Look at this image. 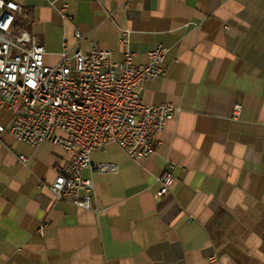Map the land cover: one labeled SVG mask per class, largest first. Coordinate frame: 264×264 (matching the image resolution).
I'll return each mask as SVG.
<instances>
[{
	"label": "crops",
	"instance_id": "crops-1",
	"mask_svg": "<svg viewBox=\"0 0 264 264\" xmlns=\"http://www.w3.org/2000/svg\"><path fill=\"white\" fill-rule=\"evenodd\" d=\"M10 1L47 65L65 43L119 63L123 30L137 66L167 47L166 76L141 98L181 112L156 133L150 157L130 159L114 144L91 155L116 170L83 173L94 185L90 211L53 200L61 148L0 134V264H264V0ZM11 119L0 106V125ZM169 163L174 183L158 198Z\"/></svg>",
	"mask_w": 264,
	"mask_h": 264
},
{
	"label": "built area",
	"instance_id": "built-area-1",
	"mask_svg": "<svg viewBox=\"0 0 264 264\" xmlns=\"http://www.w3.org/2000/svg\"><path fill=\"white\" fill-rule=\"evenodd\" d=\"M26 18L21 6L0 0V106L12 113L10 123L0 125V134L33 148L45 142L61 148L64 158L49 188L53 200L90 211L94 185L83 173L116 170L110 163L93 165L91 155L114 144L130 159L150 157L155 154L156 133L181 112L171 103L149 105L141 98L148 81L166 76L169 49L156 46L147 62L137 66L129 50L130 32L123 30L121 62L97 46L83 52L65 43L59 62L51 66L44 61L46 53L37 37L16 27ZM75 37L83 39L79 32ZM241 109L235 106L233 119ZM19 160L28 162L22 155ZM174 169L167 164L158 178V198L170 193Z\"/></svg>",
	"mask_w": 264,
	"mask_h": 264
}]
</instances>
